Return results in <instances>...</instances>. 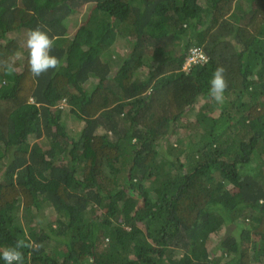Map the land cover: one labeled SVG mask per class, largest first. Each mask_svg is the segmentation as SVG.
<instances>
[{
	"label": "trees",
	"instance_id": "trees-1",
	"mask_svg": "<svg viewBox=\"0 0 264 264\" xmlns=\"http://www.w3.org/2000/svg\"><path fill=\"white\" fill-rule=\"evenodd\" d=\"M38 26L62 66L33 77L19 44ZM196 45L208 59L186 72ZM13 53L0 251L26 239L39 250L23 264H264V0H0V61Z\"/></svg>",
	"mask_w": 264,
	"mask_h": 264
},
{
	"label": "clouds",
	"instance_id": "clouds-1",
	"mask_svg": "<svg viewBox=\"0 0 264 264\" xmlns=\"http://www.w3.org/2000/svg\"><path fill=\"white\" fill-rule=\"evenodd\" d=\"M19 46L27 51V70L33 77H40L49 70H58L62 66L60 58L51 54L54 38H51L48 32L39 26L28 30ZM19 59V53H13L7 60L0 61V66H3L10 74H15ZM224 72L223 67L215 69L208 93L212 100L220 104L225 100L224 94L228 87ZM21 249L38 251L39 247L34 246L31 241L19 239L14 246L6 247L0 251V258L5 261V264H23L24 254Z\"/></svg>",
	"mask_w": 264,
	"mask_h": 264
},
{
	"label": "rangeland",
	"instance_id": "rangeland-1",
	"mask_svg": "<svg viewBox=\"0 0 264 264\" xmlns=\"http://www.w3.org/2000/svg\"><path fill=\"white\" fill-rule=\"evenodd\" d=\"M84 12H77L76 14H73L72 16H70L67 20H66V22H68V29H69V32L70 33H72L75 29H76V27L80 24V22H81V20L83 19V17H84ZM115 47H114V50H121L120 49V42H118L116 45H114ZM67 120V119H66ZM69 123L71 124V125H74V126H77V124H78V122H75V121H71V120H69ZM174 140V139H173ZM167 143H169V142H167ZM167 143L166 144H164V147H166V148H168L167 147ZM178 142L177 141H175L174 140V142H173V144L171 145L170 143H169V146H170V151L171 152H173L172 153V155H174L175 153L174 152H176L177 153V150L179 149L178 148V145H179V143L177 144ZM187 146H189V145H186V143L185 142H181L180 143V146L179 147H181V148H186ZM174 147V148H173ZM21 214H22V210H21ZM26 224V223H25ZM28 229V228H27Z\"/></svg>",
	"mask_w": 264,
	"mask_h": 264
},
{
	"label": "built area",
	"instance_id": "built-area-1",
	"mask_svg": "<svg viewBox=\"0 0 264 264\" xmlns=\"http://www.w3.org/2000/svg\"><path fill=\"white\" fill-rule=\"evenodd\" d=\"M208 59L206 52L200 46L196 45L189 49L185 61L182 65L184 71H190L194 64L203 63Z\"/></svg>",
	"mask_w": 264,
	"mask_h": 264
}]
</instances>
